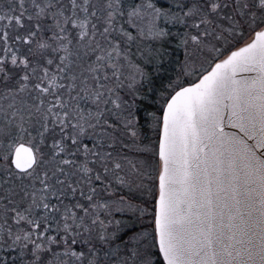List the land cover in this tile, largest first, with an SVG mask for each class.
<instances>
[{
  "label": "snow or ice",
  "instance_id": "1",
  "mask_svg": "<svg viewBox=\"0 0 264 264\" xmlns=\"http://www.w3.org/2000/svg\"><path fill=\"white\" fill-rule=\"evenodd\" d=\"M0 264H264V0H0Z\"/></svg>",
  "mask_w": 264,
  "mask_h": 264
}]
</instances>
